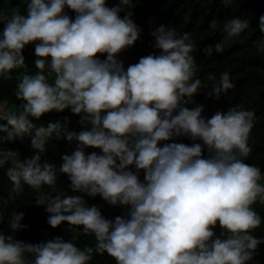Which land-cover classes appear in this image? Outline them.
Instances as JSON below:
<instances>
[{
    "label": "clouds",
    "instance_id": "clouds-1",
    "mask_svg": "<svg viewBox=\"0 0 264 264\" xmlns=\"http://www.w3.org/2000/svg\"><path fill=\"white\" fill-rule=\"evenodd\" d=\"M121 5L108 7L107 0H28L26 14L17 8L0 12V79L11 80L16 71L15 96L23 101L18 109L0 101V121H6L0 133H7L0 142L23 139L35 129L31 147L37 150L23 161L18 152L0 150V168L9 165L6 177L11 184L8 199L0 197V208L22 196L26 185L35 193V205L49 214L47 223L53 229L67 223L69 231L82 227L83 234L95 239L94 248L81 249L60 237L30 244L0 232V264H90L94 253H107L117 264H248L264 243L250 234L262 223L253 205L264 207V176L258 167L244 163L252 151L248 140L254 113L237 105L205 118L202 106H185L205 85L196 76L194 41L176 29L160 25L153 30L160 54L141 57L125 70L117 57L135 44L141 29L132 12H125L132 0H121ZM65 8L75 13L74 19ZM209 27L216 29L218 22L212 20ZM249 28L250 20L241 16L223 24L228 40ZM258 29L264 35V16ZM255 43L264 51V39ZM29 44H35L34 74L27 71L22 55ZM221 47L217 43L215 52ZM204 51L211 55L213 47ZM98 54H106V59ZM206 79L213 83L209 95L216 99L235 87L228 71ZM65 109L90 128L76 133L59 122L46 128L33 123L45 113ZM53 134L77 142L71 155L62 156L59 168L68 176L71 191L124 206L126 217L106 219L82 196L57 188L56 166L41 163ZM181 136L202 144L160 146ZM86 148L102 154H86ZM24 215L11 212L13 232L27 228L21 223ZM3 218L0 211V222ZM217 222L223 239L215 237Z\"/></svg>",
    "mask_w": 264,
    "mask_h": 264
},
{
    "label": "trees",
    "instance_id": "trees-1",
    "mask_svg": "<svg viewBox=\"0 0 264 264\" xmlns=\"http://www.w3.org/2000/svg\"><path fill=\"white\" fill-rule=\"evenodd\" d=\"M28 0H0V12H6L10 8H17L21 14H26V4ZM133 6L126 8L125 12H132V19L141 29L139 39L135 44L118 55V59L123 62L125 70L131 64H135L141 57L154 54L159 55L160 51L154 47L155 40L151 35L152 31L160 25L168 29H176L178 35L183 33L190 34L196 45L194 50L195 63L197 64L196 76L201 79L205 87H202L193 97V102L185 105L188 108H194L200 105L204 108L202 115L205 118H211L216 112H227L230 107L241 105L244 109L254 113V127L249 135L248 144L251 148L250 155L244 159V163L258 167L264 176V51L256 47L258 39H264L258 29L259 18L264 16V0H231L230 4H225L224 0H132ZM122 6L121 0H107V6ZM125 12L121 13L123 18ZM65 13L72 19L75 13L65 8ZM235 16L248 18L250 28L242 32L239 36L228 40L223 32V24L226 20ZM212 20L218 22L216 29H211L209 24ZM4 24L0 23V36L3 33ZM227 41V42H225ZM222 45L220 52H215V45ZM208 46L213 47L211 55L204 51ZM24 56L27 71L34 74L35 68V44L27 45L22 52ZM101 60L106 59L105 55H99ZM49 62L51 58H48ZM25 71L24 69L18 70ZM224 71L230 73V78L235 87L226 95L221 94L219 99L210 96L213 83L206 79L207 75L215 74L217 79ZM12 73L11 80L0 79V101H7L9 106L19 108L23 101L16 99V75ZM59 122L68 132L84 130L85 127L80 124V116L75 115L70 109L63 112L55 110L45 113L39 120H33L37 128L47 127L50 123ZM0 124H6V121H0ZM35 129L30 134H26L23 139H15L11 142L4 139L0 142V150H12L19 153L20 159L26 160L32 157L37 150L31 147V137L34 136ZM7 133H0V137L6 138ZM164 143H183L191 145L202 141H192L188 137H178L174 140L161 142ZM77 146V142L69 143L65 137L57 139L55 134L48 140L46 151L41 156V163L47 161L57 168V188L66 195L82 196L87 206H96L101 214L109 220L114 221L117 216H127L128 208L124 206L113 207L106 203L99 195L89 197L84 193L72 192L70 180L66 174L59 172L62 156L71 155ZM96 152L102 154L101 150L86 148L85 153ZM209 155L204 148L203 156ZM9 165L0 168V197L8 199V193L11 184L6 177V170ZM135 171L134 168L131 169ZM139 179L143 182V171L139 174ZM264 183V181H262ZM25 192L15 201H9L0 208L3 211L4 218L0 222V232L5 235H11L14 239L30 244H39L60 237L63 240L72 241L75 246L83 248L85 245L95 247V239L92 236L83 234L82 227L69 231L67 223L61 224L53 229L48 223V213L43 206H36L34 203L35 193L25 185ZM47 191V186H45ZM253 209L261 217V226L250 232L257 239L264 240V207L259 203L253 205ZM12 211L23 212L24 219L22 224L27 225L24 230L13 232L9 227V219ZM215 237L223 239L222 229L217 222L213 229ZM75 237V238H74ZM31 258V257H30ZM90 264H117L115 259L107 253L93 255ZM248 264H264V243L258 245L253 259Z\"/></svg>",
    "mask_w": 264,
    "mask_h": 264
}]
</instances>
